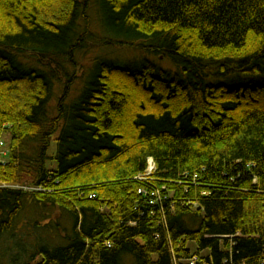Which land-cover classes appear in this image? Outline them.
<instances>
[{
	"label": "trees",
	"instance_id": "16d2710c",
	"mask_svg": "<svg viewBox=\"0 0 264 264\" xmlns=\"http://www.w3.org/2000/svg\"><path fill=\"white\" fill-rule=\"evenodd\" d=\"M80 1L0 0V264H264V84L219 82L264 75V0H95L105 45L145 57L71 100ZM30 198L71 224L14 233Z\"/></svg>",
	"mask_w": 264,
	"mask_h": 264
},
{
	"label": "rangeland",
	"instance_id": "374dc122",
	"mask_svg": "<svg viewBox=\"0 0 264 264\" xmlns=\"http://www.w3.org/2000/svg\"><path fill=\"white\" fill-rule=\"evenodd\" d=\"M82 2L84 0H81ZM80 1V2H81ZM88 15L90 17V26H91V32H92V40L90 42L86 43V49L82 51L81 53L77 54L76 60L79 64L78 71L80 72L79 78L76 79L75 85H74V93L73 97H71V100H74L82 90V88L85 85V82L90 76V71L95 64V61H99L100 59H107L111 62H116L120 65H127L132 64L136 61H140L143 57H145V54H141L136 52L135 50H129L124 48H110L105 45V36L100 28L99 24V18L97 16V11L95 8V0H90V8L88 10ZM82 20V19H81ZM82 24L85 23V21H81ZM151 61L158 62L157 57H149ZM162 65V64H161ZM163 67L166 69L175 70L174 67L170 63L163 64ZM69 71L73 73L75 71L74 67H69ZM219 81V80H218ZM218 81H216L218 83ZM221 84H224L226 86H237V85H244V84H254V85H262L264 84V75L263 74H250V75H235L230 77L229 79H222L219 81ZM56 93H58L56 91ZM77 95V96H76ZM55 146V145H54ZM7 147V143L5 142V148ZM3 148V152L7 153L6 149ZM55 149H52V153H54ZM1 151V152H2ZM3 158V156H1ZM5 158V156H4ZM3 158V159H4ZM4 187H8L6 185H3ZM55 210H52L51 207H47L46 209L43 208V206L39 204H35L32 198H30L25 210L24 215L20 219V222H17L16 230L14 233H19V235L27 236H33L34 233H40L39 237L44 238L46 237H56L54 236L56 233V230H54L53 227L50 228H43L40 230H34L33 227V221L35 219H46L48 220V225H51L53 221H61L63 226H69L71 223L69 219L66 216L62 215V212H60L57 208H54ZM45 223V222H44ZM46 224V225H47ZM45 233H51L45 234ZM31 240L30 238H28ZM17 243V242H16ZM33 244V243H32ZM29 244V241L25 239L24 241V247L27 249H31V245ZM24 263V260H23Z\"/></svg>",
	"mask_w": 264,
	"mask_h": 264
},
{
	"label": "built area",
	"instance_id": "2783aa9c",
	"mask_svg": "<svg viewBox=\"0 0 264 264\" xmlns=\"http://www.w3.org/2000/svg\"><path fill=\"white\" fill-rule=\"evenodd\" d=\"M3 145V143L2 142H0V146H2ZM155 170V166H154V163H153V161L152 160H150V163H149V168H148V173H147V175H151L152 173H153V171ZM140 192H142V191H140Z\"/></svg>",
	"mask_w": 264,
	"mask_h": 264
},
{
	"label": "bare ground",
	"instance_id": "6f19581e",
	"mask_svg": "<svg viewBox=\"0 0 264 264\" xmlns=\"http://www.w3.org/2000/svg\"><path fill=\"white\" fill-rule=\"evenodd\" d=\"M24 60H25L26 62H29V60H27L26 58H24Z\"/></svg>",
	"mask_w": 264,
	"mask_h": 264
}]
</instances>
